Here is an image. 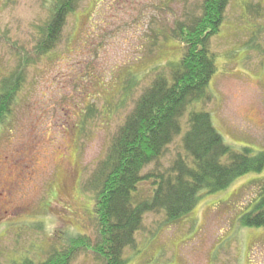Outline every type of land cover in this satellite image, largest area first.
<instances>
[{"label":"rangeland","instance_id":"obj_1","mask_svg":"<svg viewBox=\"0 0 264 264\" xmlns=\"http://www.w3.org/2000/svg\"><path fill=\"white\" fill-rule=\"evenodd\" d=\"M49 1L0 0V79L20 62L17 50L33 57ZM200 4L80 0L54 50L25 67L0 126V264L45 260L78 235L99 240L87 180L144 87L180 53L174 23L199 14ZM210 48L216 69L207 99L190 110L208 112L231 147L263 150L264 0H229ZM179 151L181 135L161 167ZM263 180L264 169L241 175L172 224L145 214L135 246L124 251L127 264H264V230L237 220ZM140 190L148 194V183ZM69 264L102 260L80 249Z\"/></svg>","mask_w":264,"mask_h":264},{"label":"trees","instance_id":"obj_2","mask_svg":"<svg viewBox=\"0 0 264 264\" xmlns=\"http://www.w3.org/2000/svg\"><path fill=\"white\" fill-rule=\"evenodd\" d=\"M228 1L201 0L199 14L174 23L170 36L179 42L180 53L144 87L87 180L99 240L93 243L88 236L78 235L66 249L56 250L45 260L24 257L19 264H69L80 249L97 254L102 264H127L124 251L135 246L145 214L159 213L165 224L175 223L191 213L204 195L264 169V149L231 147L208 112L190 110L193 103L207 99L206 88L216 69L210 39L219 31ZM49 2V17L38 27L33 57L17 50L20 62L0 79V126L25 82V67L54 50L80 0ZM180 135L182 151L162 168L160 158ZM144 182L148 194L141 193ZM256 189L237 220L241 226L264 230V180Z\"/></svg>","mask_w":264,"mask_h":264}]
</instances>
